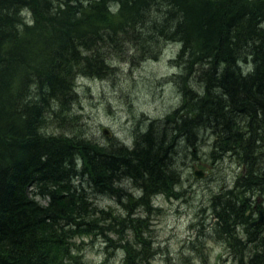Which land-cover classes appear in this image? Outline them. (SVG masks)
<instances>
[{
  "label": "trees",
  "instance_id": "16d2710c",
  "mask_svg": "<svg viewBox=\"0 0 264 264\" xmlns=\"http://www.w3.org/2000/svg\"><path fill=\"white\" fill-rule=\"evenodd\" d=\"M263 22L264 0H0V264H87L73 239L97 230L116 233L124 254L120 264L153 260L145 233L154 208L143 203L150 194L173 188L168 190L176 179L169 168L168 132L157 138L151 122L127 148L36 130L77 117L80 75L106 76L107 64L127 55L128 48L131 62L156 59L170 43L180 45L173 64L179 74L169 79L182 85L183 103L165 123L188 143L209 133L213 159L228 155L246 166L250 178L242 198L217 203L215 223L235 248L237 264H264V221L250 225L264 209L248 205L245 196L264 197ZM191 82L195 92L186 93L183 84ZM78 156L85 162L82 173L92 185L102 183L103 191L115 189L113 180L141 183L137 203L145 219L134 218L133 209L130 220L108 213L102 218L109 219L106 225L94 219L97 210H88L86 196L67 182ZM30 187L64 207H40L28 198ZM233 219L243 226V240L229 224Z\"/></svg>",
  "mask_w": 264,
  "mask_h": 264
},
{
  "label": "rangeland",
  "instance_id": "374dc122",
  "mask_svg": "<svg viewBox=\"0 0 264 264\" xmlns=\"http://www.w3.org/2000/svg\"><path fill=\"white\" fill-rule=\"evenodd\" d=\"M176 50L178 51V46L170 43L161 49L156 59L131 62L132 50L128 48L127 55L113 58L110 64H107L109 71L106 76L80 75L75 79L76 100L74 114L72 113L77 117L68 119L70 123L59 120L51 124L45 123V126L36 131L45 135H62L70 138L84 135L87 139L106 147L111 144V140L120 142L124 140L131 146L135 137L145 131L148 124L154 122L156 125L154 133H157V138L162 136V132L163 134L168 132L167 143L172 141V152H169L168 156H171L175 166L169 168L176 179L172 181L168 190L171 186L173 188L169 193L154 197V203L151 201L152 198L143 203L148 207L153 204L154 207H160V211L152 210L149 214V231L145 233L149 235L150 241L152 240L154 252L152 264H237L238 257L231 253L235 248L232 246L230 248L228 240L217 232L215 214H219V207L217 199L214 204L211 203V199L226 194L227 190L234 187L237 179L243 178L246 166L241 167L228 156L213 159L211 148L214 140L209 133L203 141L188 143L178 133L175 136V132L169 127L170 123H165L169 122L166 121L169 113L183 103V87L178 88V85L172 84L169 79L179 74L173 65ZM239 66L243 69L241 62ZM184 87L187 90V87ZM190 87L192 92H195V84L191 82ZM103 128L107 129V134L103 133ZM173 136L175 139L172 140ZM76 159L81 160L80 157ZM260 161L262 160H256V168ZM196 165L202 168L201 178L193 175ZM71 184L77 194L86 196L88 201L86 208L97 210L94 219L101 224L106 223L102 221V218L107 216L105 213L115 218L126 217L129 208H133L136 213L134 218L140 216L145 219L146 213L142 212L143 208L137 203L143 195L142 184L139 182L133 184L129 178H124L119 184H114L115 189L111 192L102 190L100 193L94 190L90 177L81 171L79 175H75ZM119 185L122 190L126 186L130 187L125 189L128 196L122 191L119 194ZM238 192L234 191L233 194ZM245 196L250 199L248 205L254 202L253 205H259L257 209H264L262 195L256 196L255 193L251 197V194L245 193ZM227 198L223 197L221 202ZM47 202L48 199L42 200L44 204ZM226 213L224 211V214ZM257 218L256 213L253 220ZM229 224L232 225L238 240H243L244 229L238 220L233 219ZM106 234L104 236L92 233L76 239L80 245V253L84 256L83 260L87 264L121 263L124 254L117 245L120 244L119 238L115 232ZM128 235L130 238L131 234ZM107 236L109 247L106 250L102 244ZM128 240L132 243L131 238ZM114 247L113 252L109 251Z\"/></svg>",
  "mask_w": 264,
  "mask_h": 264
},
{
  "label": "bare ground",
  "instance_id": "6f19581e",
  "mask_svg": "<svg viewBox=\"0 0 264 264\" xmlns=\"http://www.w3.org/2000/svg\"><path fill=\"white\" fill-rule=\"evenodd\" d=\"M177 46H178V51H179V49H180V45H178V44H176ZM178 51L176 50V52L174 53V55H173V57H174V62L176 61V57H177V54H178ZM173 62V63H174ZM183 86H186L187 87V90L185 91L186 93H188V91H192L191 90V87H190V84H187V83H184L183 84ZM181 87H182V85H181ZM184 92V93H185ZM180 107V105L178 106V107H176V108H174L169 114L171 115L177 108H179ZM147 126H149V124L147 125ZM105 130L107 131V129H105V128H103V133H105V134H107V132H105ZM147 130V129H146ZM145 130V131H146ZM91 141V140H90ZM92 142H94V141H92ZM116 143V145L117 146H125V147H127V148H131L132 147V145L131 146H129V145H127V142H125L124 140H122L121 142H120V140H111V144L112 143ZM94 143H96L97 145H99V146H102V145H100V144H98L97 142H94ZM110 144V145H111ZM103 147H106V146H103ZM193 154H196V153H193ZM227 157L228 155H224L223 157ZM78 157H80V156H78ZM229 157V156H228ZM77 158V157H76ZM229 158H231V157H229ZM232 159V158H231ZM85 162H84V160L83 159H81V160H75L74 159V162H73V166H74V168H73V170H74V172L72 173V174H70V176L68 177V183H70L74 178H75V175H79L80 173H81V169H82V167L85 165L84 164ZM172 163V164H171ZM178 165H179V161H178ZM169 166H171V167H173V166H175L174 164H173V161H172V159L170 160V164H169ZM195 168H194V171H198V170H201L202 168L199 166V165H196V166H194ZM241 167H243V165L241 166ZM175 168V167H174ZM194 171H193V175H194ZM69 175V174H68ZM195 177H196V175H194ZM246 177H248V178H250V176H249V174H248V172L245 170V173H244V175H243V178H238L237 179V181H236V183H235V185H234V187H232L231 189H229V190H227V192H226V194H224V195H217L215 198H212L211 199V203H215V200L217 199V202L216 203H218V204H220V203H222L221 201H222V198L223 197H228L227 199L228 200H230V201H235V200H237L238 198H242V197H240V196H242V192L244 191V189H243V184L245 183V182H247V179H246ZM198 178V177H197ZM112 182H115V183H117V184H119V182H120V180H118V181H112ZM107 183H109V180H107ZM93 187H94V190L95 191H97V192H102V189L103 188H106L104 185H102V183H99L98 185H97V187H98V189L100 190V191H98L97 190V187L95 186V185H93ZM96 187V188H95ZM130 187L129 186H126L123 190H122V188L120 187V185H119V190H118V192H119V194H120V192L122 191L123 192V194L124 195H126V196H128V194H127V190H125V189H129ZM30 189H33L32 187H30ZM108 192H111L110 190H107ZM234 191L236 192V191H239L238 193H239V195L236 193V194H233L234 193ZM103 193H107V192H103ZM66 194V193H65ZM111 194V193H110ZM162 194H164V192L163 191H156V193L154 192L153 194H151V195H153V197L151 196V195H149L148 196V198H152L151 199V201L154 203V201H153V199H154V197H157V196H159V195H162ZM130 195H132V193H131V191H130ZM115 196H117V195H115ZM245 197V196H244ZM28 198L30 199V200H32L33 202H35V203H37L40 207H43V208H50V209H52L51 211H59V210H61V208H63L64 207V203H61L59 200L60 199H57V198H52V197H49L48 195H45V194H41L39 191H28ZM46 199H48V202L47 203H42V200H46ZM63 200V199H62ZM226 200V199H225ZM225 200L223 201V202H225ZM184 202H185V200H183ZM87 203H88V201L86 202V204L85 205H87ZM154 205V204H153ZM153 205H151V207L152 208H154V211H160L159 210V208L160 207H154ZM90 209V211L92 210L91 208H89ZM131 209H133V208H129L128 209V214L126 215V217H128V219L130 220V218H133V212L131 211ZM160 212H158V214H159ZM126 217H117V218H119L118 220H123V219H126ZM115 218V217H114ZM96 219V218H95ZM129 220H127V221H129ZM218 219H217V217H215V221H217ZM103 221V220H102ZM105 222H107V221H109V219H106V220H104ZM107 223H105V225H106ZM102 225V224H101ZM99 226V225H98ZM100 233H99V231L97 230V233H96V235H99ZM76 239L77 238H74L73 239V244L76 246V248H79L78 249V251H79V253H80V245H79V243H77L76 242ZM106 240L104 241V243L102 244V247H104L106 250L108 249V245H109V243H108V238L106 237L105 238ZM106 245V246H105ZM114 249L115 248H113V250H109V251H114ZM108 251V252H109ZM110 253V252H109ZM82 254V253H81ZM85 262V261H84ZM147 262L149 263V264H152V259L150 258V257H148V259H147Z\"/></svg>",
  "mask_w": 264,
  "mask_h": 264
},
{
  "label": "water",
  "instance_id": "95a60500",
  "mask_svg": "<svg viewBox=\"0 0 264 264\" xmlns=\"http://www.w3.org/2000/svg\"><path fill=\"white\" fill-rule=\"evenodd\" d=\"M105 132H107V131L105 130ZM194 175H196V177H198V178H201L203 176V171L202 170L194 171ZM262 220H263V214L260 211L259 212V218L256 221L252 222V225L258 224Z\"/></svg>",
  "mask_w": 264,
  "mask_h": 264
}]
</instances>
